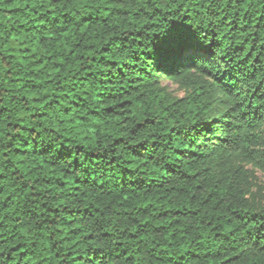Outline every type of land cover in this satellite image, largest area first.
<instances>
[{
  "label": "trees",
  "instance_id": "trees-1",
  "mask_svg": "<svg viewBox=\"0 0 264 264\" xmlns=\"http://www.w3.org/2000/svg\"><path fill=\"white\" fill-rule=\"evenodd\" d=\"M251 166L264 0H0V264H264Z\"/></svg>",
  "mask_w": 264,
  "mask_h": 264
},
{
  "label": "rangeland",
  "instance_id": "rangeland-1",
  "mask_svg": "<svg viewBox=\"0 0 264 264\" xmlns=\"http://www.w3.org/2000/svg\"><path fill=\"white\" fill-rule=\"evenodd\" d=\"M162 82L164 84H167L168 86L173 89V91L177 95H183V91L177 87V85L172 82L171 80L168 79H162ZM251 171H252V180L255 183L256 188H262L263 190V195H264V169H260L254 166H251Z\"/></svg>",
  "mask_w": 264,
  "mask_h": 264
},
{
  "label": "snow or ice",
  "instance_id": "snow-or-ice-1",
  "mask_svg": "<svg viewBox=\"0 0 264 264\" xmlns=\"http://www.w3.org/2000/svg\"><path fill=\"white\" fill-rule=\"evenodd\" d=\"M197 54L207 56L210 55V50L205 48L203 45H200L197 49Z\"/></svg>",
  "mask_w": 264,
  "mask_h": 264
}]
</instances>
